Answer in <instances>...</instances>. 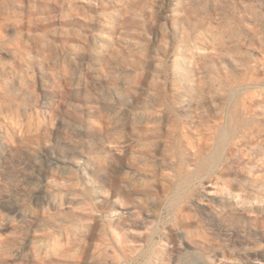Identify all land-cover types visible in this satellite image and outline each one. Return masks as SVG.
Instances as JSON below:
<instances>
[{
	"label": "rangeland",
	"instance_id": "obj_1",
	"mask_svg": "<svg viewBox=\"0 0 264 264\" xmlns=\"http://www.w3.org/2000/svg\"><path fill=\"white\" fill-rule=\"evenodd\" d=\"M0 264H264V0H0Z\"/></svg>",
	"mask_w": 264,
	"mask_h": 264
}]
</instances>
